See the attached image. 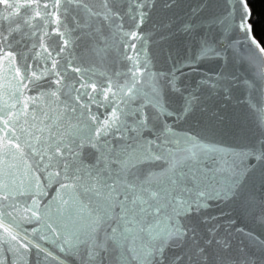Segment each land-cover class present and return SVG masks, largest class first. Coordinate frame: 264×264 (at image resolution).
<instances>
[{
    "label": "snow or ice",
    "instance_id": "1",
    "mask_svg": "<svg viewBox=\"0 0 264 264\" xmlns=\"http://www.w3.org/2000/svg\"><path fill=\"white\" fill-rule=\"evenodd\" d=\"M159 2L126 0L127 8L122 9L113 6L119 0H103V9L97 10L89 0H0V52L8 63L15 61L17 65L18 103L23 96L19 88L29 87L31 67L10 52L15 34L20 33L33 39V48L39 46L48 54L51 69L43 76L57 85L51 95L66 90L62 94L68 97L66 103L78 122L75 133L68 136L55 124L40 120L38 108L33 107L29 119L27 104L23 109L14 106L15 120L7 114L0 117V130L12 142L11 148L19 149L24 141L22 155L31 160L32 168L46 173L47 181L44 185L32 181L26 188H16L15 180L0 183V264H6L4 257L9 252L23 258L31 249H36L42 264L60 260L61 253L78 255L81 264H104L109 257L115 264H165L169 248L190 244L195 245L190 262L235 264L229 255L234 236L264 250V239L258 240L242 226L245 218L264 226V135L253 145L234 147L215 139L217 128L212 123H223V115L213 106L217 101H232L235 88L247 93L238 104L259 110L253 93L260 92V84H264V44L254 35L251 9L247 0H224L225 12L204 15L210 0H199L182 16L173 13L156 22L153 13ZM179 6L180 0H163L164 9ZM29 11L37 18L35 24ZM50 15L57 25L52 31L59 37L58 50L45 43L47 27L43 35L37 31L41 16L50 26ZM125 20L131 25L128 30ZM94 22L98 23L95 32L108 27L112 36L119 37L125 49L134 53L124 54L131 62L126 91L110 82L107 91L97 92L101 86L75 62L80 59L75 52L77 40L91 34L87 30ZM149 23L152 30L140 32ZM234 32L240 38L232 39ZM205 64L215 68L206 70L201 67ZM237 65H247L251 78H242ZM69 70L84 81L80 85L83 91L65 82L70 78ZM31 71L35 86L41 76L35 68ZM100 95L104 96L105 109L112 108L103 119L90 109L85 111L88 102L83 101L84 96H90L100 105ZM116 100L120 103H114ZM21 115L27 130L20 126ZM185 124L187 129L182 127ZM90 149L96 153L94 162L86 160ZM258 170L259 187L255 180ZM53 183L59 185V203L53 196L42 207L40 199ZM26 192L31 193V203L24 202L23 222L39 225L31 233L14 215L18 211L16 197ZM213 205L228 211L219 216L204 215ZM194 218L207 228L203 244L197 235L200 224L194 223ZM40 241L53 247L47 248ZM213 245L216 253L210 255ZM182 259L175 257L173 264ZM242 264L256 262L245 259Z\"/></svg>",
    "mask_w": 264,
    "mask_h": 264
},
{
    "label": "water",
    "instance_id": "2",
    "mask_svg": "<svg viewBox=\"0 0 264 264\" xmlns=\"http://www.w3.org/2000/svg\"><path fill=\"white\" fill-rule=\"evenodd\" d=\"M199 0H180V6L171 10L163 8V0H160L157 5L154 13L153 20L159 22L161 19L168 18L176 13L178 15H183L185 11L188 10L189 6H195ZM91 6L97 10L103 9V0H89ZM113 6L126 9L127 3L126 0H119V3H114ZM35 7V5H33ZM41 7L43 5L41 4ZM226 11L224 0H210L209 9L205 10L204 15L209 14H222ZM23 12V10H22ZM28 15L32 18L33 24H35L36 17L34 12L29 11ZM41 28L37 29L40 35L44 34V30L47 27L49 31V36L46 37L45 43L49 45H55L58 47L57 41L59 37L56 35L52 29L57 27L55 20L50 15L49 21H51L50 26L46 25L44 22L43 16L40 18ZM103 21L99 22L100 25H103ZM98 26L97 22L93 23L91 29H88L87 32L91 33L90 35H83L79 40H77V47L75 49L76 54L80 59L75 62L86 68L88 78L101 86L97 88V92L107 91L109 83L118 84L120 88L126 91L125 85L131 80V73L129 68L131 67V62L125 58V53L133 54L132 50L125 49L123 41L119 40V37H113L108 27L103 26L101 32L97 33L94 29ZM131 27L129 22L125 20L124 28L128 30ZM152 24L149 23L141 27L140 32L149 33L152 30ZM4 30L7 32V23L5 22ZM28 31V29H25ZM77 35H80L79 31ZM102 37H107V40L102 39ZM240 38L238 32H234L232 39ZM131 43H138L137 41H131ZM39 41H37V45ZM7 47V45H5ZM153 47V51L157 58L162 60L159 50ZM245 47H248L245 45ZM51 50V49H50ZM251 50V49H249ZM10 52L12 55L16 56L21 63L31 66L29 71V87L28 88H19V92L23 93L22 97H19L18 103V84L19 78L15 77V67L17 66L15 61L11 64L8 63V59L5 54L0 52V117L4 114L15 120L17 114V107L23 109L25 104L28 105L27 114L29 119H31L33 107L41 110L40 120L50 122L55 124L58 127V130L62 133H66L68 136H72L75 133L77 127V120L73 118L74 113L72 107L68 106L66 101L68 97L63 95L62 92H58L56 96L51 95L52 89L56 88L57 85L52 84V82L43 76V73L46 69H51V59L47 58L48 54L43 51L42 48L37 46L33 48V39L28 36H22L20 33L15 34V40L11 46ZM166 55V52L165 54ZM47 58V59H46ZM206 70H211L215 68L214 64H205L201 66ZM31 68H35L36 74L41 76L40 79L35 81V86H33L32 78L33 73ZM236 71L243 78L248 76L251 78L252 72L249 70L247 65H237ZM78 74L69 70V79L65 81L70 84L72 87L77 90L83 91L80 88V85L84 83L82 79L77 80ZM127 76V79L125 77ZM51 84V88L49 85ZM87 91L92 93L91 86H87ZM115 91V89H113ZM234 99L229 102L217 101L213 106V110L219 109L220 113L224 117L222 124H219L215 121H212L217 128V134L215 139L222 141L226 145L239 147L241 145H253L264 135V84H260V92L253 93V100L256 104L259 105V110L250 109L246 104H238L237 100L242 99L247 93L246 90L242 88H235L233 90ZM109 96H112V93H108ZM32 98H36L35 102ZM100 105L96 104L91 100L90 96H84L83 101L88 102V109L95 112L97 115L103 119L106 115L110 114L112 108L109 107L105 109L103 106L104 96H99ZM71 100L75 103L76 93H72ZM114 103L119 104L120 101L116 100ZM221 104H226V107H221ZM76 113L75 115H78ZM49 117L51 120L49 121ZM20 119L22 124L20 125L25 130L28 129V124L23 122L24 116L21 115ZM90 121V118H88ZM205 121L202 119L201 123ZM3 126V119L0 118V128ZM83 127V125H80ZM180 127V126H178ZM184 129H187L189 125L185 124L182 126ZM145 135H150V133L145 132ZM25 136V140L27 139ZM11 141L5 138V131L0 130V183L11 184L15 180L16 188H26L29 182L38 181L40 185L47 183L45 177L46 173L38 172L31 167V160L27 159V156L22 155L25 150L24 141H21L20 148H11ZM9 149H11L9 151ZM95 151L88 150L86 160L89 162H94L95 160ZM27 161V162H25ZM255 163V161H252ZM12 174V175H9ZM259 170L256 173L255 180L256 186L259 187ZM59 185L51 184L46 188L47 195H44L40 199L41 206L43 207L47 204L53 196L57 197V203H59V194L57 193V188ZM36 189L35 183H33L32 191ZM15 195V192H13ZM31 193L26 192L25 195L17 196V208L18 211L14 213L17 215L18 219H21L23 227L26 231L31 233L34 227H39L35 223H25L23 222V217L25 215L24 202L30 204L31 199L28 197ZM8 201H5L7 204ZM11 211L12 209H8ZM51 211L54 213L56 211V205L52 206ZM227 212V208H221L213 205L208 208L204 215L207 216H219L221 212ZM194 223L200 224V221L194 218ZM242 226L246 227L247 230L252 231L257 239H264V226H259L252 221L245 218L242 222ZM2 232V230H0ZM198 240L203 244L204 239L207 237V228L205 225L200 224V227L197 230ZM47 248H52L50 242L40 241ZM195 245H181L178 247L169 248L166 252V261L165 264H173L174 258L177 256H182L183 259L179 264H200L197 261H189V256L192 254ZM55 250V249H53ZM216 253V246L213 245L209 249V254L214 255ZM61 259L53 261L52 264H81L80 257L78 255H69L66 253L59 254ZM230 257L234 260L235 264H242L245 259H251L256 262V264H264V250L258 247L256 244L248 241L246 238L239 236H234L232 239V247L229 253ZM42 256V254H41ZM6 264H42L41 260L38 259L36 254V249H31L30 252L25 255L23 258L19 256H13L9 252L4 257ZM104 264H115V260L111 257L104 260ZM205 264H211V261L205 262Z\"/></svg>",
    "mask_w": 264,
    "mask_h": 264
},
{
    "label": "trees",
    "instance_id": "3",
    "mask_svg": "<svg viewBox=\"0 0 264 264\" xmlns=\"http://www.w3.org/2000/svg\"><path fill=\"white\" fill-rule=\"evenodd\" d=\"M251 9V23L257 40L264 44V0H247Z\"/></svg>",
    "mask_w": 264,
    "mask_h": 264
}]
</instances>
